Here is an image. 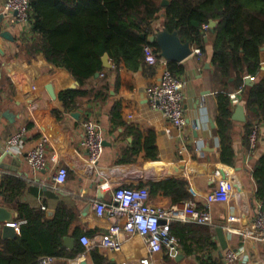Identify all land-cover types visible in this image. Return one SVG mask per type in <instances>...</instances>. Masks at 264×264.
Returning a JSON list of instances; mask_svg holds the SVG:
<instances>
[{"label":"crops","instance_id":"1","mask_svg":"<svg viewBox=\"0 0 264 264\" xmlns=\"http://www.w3.org/2000/svg\"><path fill=\"white\" fill-rule=\"evenodd\" d=\"M4 2L0 0V183L8 180L9 188L0 186V207L11 214L10 226L24 223L12 226L14 238L0 235V239L15 240L21 235L27 221L20 215V206L40 211L48 220L62 209L60 215L67 214L69 219L61 240L62 255L44 254L37 259L52 256V264H139L137 255L98 247L86 250L79 239L82 235L97 239L106 234L111 223L107 216H97L95 202L110 203L118 187H146L150 203L157 207L191 201L206 208L212 218V225L173 222L170 232L175 245L164 257V264H224V252L239 248L243 256L231 264H264V242L245 237L264 202L258 193L259 181L264 179V120L260 114L251 115L244 104L248 89L264 75V54L260 72L244 75V86L234 84V72L225 85L212 60L218 21L213 20L215 27L209 21V28L202 31V48L190 43L193 53L176 63L182 69L178 77L183 81L185 119L178 129L148 105L147 89L158 80L159 71L146 65L143 57L129 67L115 66L107 55L110 66H102L101 72L80 84L70 71L46 60L36 48L41 36L34 32L32 21L14 22L13 16L4 12ZM162 21L160 15L150 35L162 28ZM5 32L11 39L3 36ZM195 49L201 53L196 54ZM49 84L57 86L55 99L45 89ZM73 90L81 94L66 108L59 96ZM221 92L238 99L237 103L230 100V163L224 161L228 157L222 158L217 132ZM88 119L96 121L103 132V150L96 163L90 162L81 146L83 123ZM249 121L258 128L254 146L248 135ZM22 128L25 133L19 148L7 150V140ZM42 139L47 166L33 171L26 155ZM6 153L11 156L2 159ZM59 167L67 170L66 181L60 185L53 179ZM166 180L185 182L188 198L181 201L179 195L151 190L150 184ZM219 180L232 182L230 198L222 204H208L206 197ZM217 229L222 231L225 248ZM40 230L41 235L47 234L46 229ZM38 245L37 240L31 241L26 256L16 257V264H30L27 259L39 251Z\"/></svg>","mask_w":264,"mask_h":264},{"label":"trees","instance_id":"2","mask_svg":"<svg viewBox=\"0 0 264 264\" xmlns=\"http://www.w3.org/2000/svg\"><path fill=\"white\" fill-rule=\"evenodd\" d=\"M161 1L30 0L29 20L34 32L41 36L36 48L48 62L67 69L83 84L101 72L105 54L115 66L139 64L143 57L142 46L148 43L141 35H150L151 26L160 15L163 16L162 28L178 31L182 40L195 43L200 49L203 24L217 20L212 60L225 85L232 72L236 86H244V75L256 76L260 72L264 54V49L261 50L264 47V0H168L164 6ZM152 46L158 52L157 46ZM168 68L176 76L182 72L176 63L168 62ZM79 94L81 91H67L61 93L59 99L68 108ZM230 100L228 93H219L217 132L222 158L228 157L224 159L227 163L231 162L229 158L233 154L230 150ZM244 104L251 115L260 114L264 120V75L248 89ZM247 126L249 135L253 126L250 121ZM259 183L258 193L264 198V179ZM8 184V180H2L0 186L8 187ZM185 187L186 183L181 180L150 184L151 190L179 195L181 201L188 198ZM60 210L48 220L44 213L20 206V215L27 224L15 240L0 239V264L18 263L16 257L26 256L28 244L33 240L38 241L39 251L31 253V258L27 259L30 264H36L40 255L61 256V240L69 219L66 220L67 214L60 215ZM40 228L46 229L47 234L41 235Z\"/></svg>","mask_w":264,"mask_h":264},{"label":"built area","instance_id":"3","mask_svg":"<svg viewBox=\"0 0 264 264\" xmlns=\"http://www.w3.org/2000/svg\"><path fill=\"white\" fill-rule=\"evenodd\" d=\"M5 13L13 16L17 23H28L30 17V0H5ZM202 28L207 30L208 24ZM200 54V49L194 50ZM143 62L159 71V77L147 89V102L151 109L162 113L169 124L175 128L185 125L183 111V81L168 68V62L159 56L149 43L142 46ZM234 103L238 102L235 95H231ZM84 136L81 146L86 148L91 163H96L103 150V132L100 125L92 120L83 123ZM257 126L250 132V144L255 145ZM25 128L19 130L7 140V150L19 148L24 136ZM45 139L32 148L26 155V161L33 171L42 170L47 166L44 150ZM67 178V170L59 167L54 174V182L63 184ZM233 184L228 180H219L215 188L207 195L208 204L225 203L229 200ZM150 193L146 187H118L113 191L110 203L95 202L94 209L97 216H107L111 223L106 234L89 239L82 235L80 243L86 250L98 247L106 252L137 255L139 264H164V257L174 248L175 239L170 232L171 224L175 221L212 225V218L206 208L197 206L194 202L185 201L180 205L157 207L150 203ZM234 220V218H230ZM11 223V226L23 224ZM245 234V233H244ZM255 241L264 242V202H262L253 218L248 232L245 234ZM243 256V249H228L224 252V264H231ZM55 258L41 256L36 264H52Z\"/></svg>","mask_w":264,"mask_h":264},{"label":"water","instance_id":"4","mask_svg":"<svg viewBox=\"0 0 264 264\" xmlns=\"http://www.w3.org/2000/svg\"><path fill=\"white\" fill-rule=\"evenodd\" d=\"M168 0H162L161 5H167ZM211 27H215L216 23L213 20H210ZM6 38H10L9 34L5 32L3 34ZM141 38L146 40L149 44L156 45L158 48L159 56L166 60L167 62L179 63L189 57L192 53V47L189 41H182L178 31H169L166 28H161L154 34L146 37L145 35H141ZM103 66L109 67L108 57L105 54L102 58ZM66 72L65 68H61ZM70 86V85H69ZM74 86V85H71ZM45 89L50 93L51 97L55 99V91L57 90V86H52L49 84L45 87ZM243 108L242 106H240ZM5 156H11L10 153H6L3 155L2 159ZM1 159V160H2ZM11 222V214L4 208L0 207V235L3 239L14 238L15 230L12 226H10ZM218 236L221 240L222 247L225 248V240L223 238L222 231L217 229Z\"/></svg>","mask_w":264,"mask_h":264}]
</instances>
